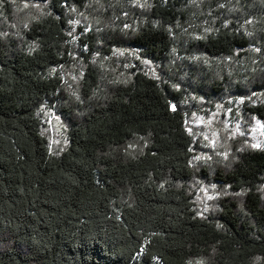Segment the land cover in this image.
Segmentation results:
<instances>
[{
    "label": "trees",
    "instance_id": "obj_1",
    "mask_svg": "<svg viewBox=\"0 0 264 264\" xmlns=\"http://www.w3.org/2000/svg\"><path fill=\"white\" fill-rule=\"evenodd\" d=\"M27 2L43 8L21 16ZM73 9L91 31L73 28ZM0 12V264H264V145L225 139L196 161L187 124L200 102L264 91V0H0ZM54 106L62 151L40 117ZM246 111L264 123V98ZM203 181L219 190L206 214Z\"/></svg>",
    "mask_w": 264,
    "mask_h": 264
},
{
    "label": "rangeland",
    "instance_id": "obj_2",
    "mask_svg": "<svg viewBox=\"0 0 264 264\" xmlns=\"http://www.w3.org/2000/svg\"><path fill=\"white\" fill-rule=\"evenodd\" d=\"M30 8H43L41 4L36 2H27L25 8L20 10V15H29ZM72 26L75 30L82 27L83 32L92 30V23L87 18L85 12H78L73 9ZM1 15V12H0ZM78 37L82 34L77 32ZM75 51L72 54L74 60H81L80 54L86 52L81 47L77 39L74 38ZM123 60L132 61V65L136 66L137 61L142 68L153 76H161L163 65L161 63L152 62L143 59L138 51H123L116 55ZM132 67V66H129ZM82 65H73L72 70H68L64 77L66 87L74 90V84L77 82L78 73L82 71ZM79 71V72H77ZM264 91L253 92L245 96H225L215 97L213 99L200 102L190 112L187 119L188 130L198 142L200 150L197 152L196 161L209 162L215 157L214 151L219 150V145L225 139H242L247 138L256 148L264 145V123L257 118H250L247 115L246 108L249 103L256 105L257 101L263 100ZM43 121V133L50 136L51 148L53 150L62 151L68 144L67 130L68 123L58 112V106L53 108L45 107L40 112ZM219 194L216 184H208L204 181L198 186V195L196 203L201 214H206L212 208V200Z\"/></svg>",
    "mask_w": 264,
    "mask_h": 264
}]
</instances>
